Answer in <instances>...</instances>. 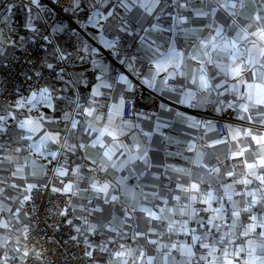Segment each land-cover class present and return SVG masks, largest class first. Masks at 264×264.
<instances>
[{"label":"crops","instance_id":"0c3cea01","mask_svg":"<svg viewBox=\"0 0 264 264\" xmlns=\"http://www.w3.org/2000/svg\"><path fill=\"white\" fill-rule=\"evenodd\" d=\"M16 6L0 3V62L8 55L1 49L7 32L24 23L25 11ZM68 14L76 26L53 27V48L72 58L92 53L100 72L73 73L56 84L64 109L49 101L36 110L32 99L27 110L0 111V225H7L0 227V264H18L36 250L20 208L29 189L43 182V153L61 145L66 166L57 189L70 200L75 237L96 264H187L189 247L199 257L207 254L193 235L215 246V264L224 250L233 264L253 258L262 264L264 238L243 236L254 222L241 209L248 192L264 197V185L238 182L250 179L247 163L264 154L252 139L264 136L255 129L264 126V108L248 98V84L261 81L248 72L240 79L227 73L234 60L260 59L253 46L264 43L253 33L264 29V0H71ZM121 37L132 45L119 44ZM14 44L8 43L10 51ZM140 87L162 99L123 118L124 100ZM207 102L217 112L234 111L224 137L187 110L200 111ZM25 121L33 122L32 131L20 127ZM251 215L264 220V200Z\"/></svg>","mask_w":264,"mask_h":264},{"label":"built area","instance_id":"2783aa9c","mask_svg":"<svg viewBox=\"0 0 264 264\" xmlns=\"http://www.w3.org/2000/svg\"><path fill=\"white\" fill-rule=\"evenodd\" d=\"M20 9L31 13L34 33L23 43H16L10 53L0 62V111L27 110V104L37 99L35 109H41L51 101L52 106L64 109L65 101L59 100L56 84L73 73L99 74L94 67L92 53H80L77 58L66 56L57 47L53 48V27L65 28L76 23L68 14L71 0H14ZM118 43L131 46L128 37H121ZM74 48V47H73ZM52 65L51 68L48 66ZM165 84L174 85V80ZM45 89L47 91H45ZM242 90V89H241ZM162 98L155 92L140 87L123 102L122 117L130 119L145 111L154 101ZM182 108V107H179ZM197 115L200 123L215 125L218 137L227 134V124L233 119L234 111L226 109L217 112L207 102L200 111L192 106L188 109ZM80 120L82 117L72 112ZM67 130L69 125L62 124ZM264 135V126H255ZM205 146V141H199ZM43 182L31 187L27 199L20 208L27 222V235L35 241L36 250L22 258L18 264H96V256L87 245L75 237L70 220L74 213L70 200L57 189L65 170L66 159L63 146L43 153ZM94 203L91 202L92 206ZM192 264H206L198 255Z\"/></svg>","mask_w":264,"mask_h":264},{"label":"snow or ice","instance_id":"6c2138e0","mask_svg":"<svg viewBox=\"0 0 264 264\" xmlns=\"http://www.w3.org/2000/svg\"><path fill=\"white\" fill-rule=\"evenodd\" d=\"M145 7H147L145 5ZM235 7V5H233ZM257 19H261V17H257ZM253 35L258 36L259 40L264 43V29H261L259 32H254ZM247 37H245L246 39ZM253 50H257L259 52L260 59H257L255 56H249L247 59L246 64L244 62H241L240 64H236V61H233V66H230V71L227 73L228 75H231L235 79H240L242 77V74L244 72L250 73L249 79H258L261 81V83H249L248 84V98L250 101L253 102L254 106H259L260 108H264V63H261V60L264 59V48H259L257 45L254 44ZM252 50H250L251 52ZM49 68L52 67V65L48 66ZM204 87L207 89L208 85L207 82H204ZM45 91H47L45 89ZM253 93L255 94V98L253 99ZM244 112H248L249 108L248 105H245L243 108ZM91 115V112L88 113ZM2 119V117H0ZM32 121H25L20 125L21 128H26L28 125L32 124ZM73 127H75V124H73ZM29 131H32L33 129L28 127ZM103 134V133H102ZM111 135V133H108ZM245 135H251V133H246ZM47 139H54L53 137H47ZM252 139L255 141L257 145L261 146V153H264V136L256 137L252 136ZM247 151V150H245ZM244 152L241 151L238 153V156H243ZM247 177L243 180L238 181L239 183L247 186L253 183V181H258L260 185H264V172H257V169H264V154H261L259 156V159L255 160L254 162L247 163ZM60 175H64V172L59 173ZM191 190L194 192H198L199 188L196 184H193L191 186ZM67 192H71V186L67 189H65ZM260 192H264V188L259 189ZM247 196L250 197V199L246 200L245 203L247 204V207H244L241 209L243 212L249 213V219L253 221L254 223L248 224L243 232L244 237H249L252 234H257L259 237L264 238V231L257 233V228H264V220H258L257 216L251 215L252 208L260 204L262 200H264V197H261L260 199H257V193L256 192H248ZM27 199V197H25ZM195 199V197H193ZM212 199L211 193L208 194V198L204 201L206 204H210V201ZM229 200H231V197H228ZM234 217L240 216V211H234L232 213ZM156 218V217H153ZM209 223H212V220L209 221ZM0 227H7V225H0ZM193 242H200V247L207 250V254H201L199 259L206 262V264H215V261L212 259V257L215 254V246H211L201 240L200 236L193 235L192 237ZM221 243H224L223 240L220 241ZM248 254L250 257H254V253L256 252V247L254 246V242L252 240H248ZM173 248L176 247V245H172ZM261 249H264V243L260 245ZM241 252L244 251L243 248L240 249ZM184 254L189 258L187 261V264H192V258L195 256V254L192 252L191 247L186 249L184 251ZM27 255V253H25ZM232 254L229 253L227 250L223 251V259L221 257H216V260L220 261V264H233L232 259L229 257ZM246 264H255V259H250L246 262ZM264 264V262H262Z\"/></svg>","mask_w":264,"mask_h":264},{"label":"rangeland","instance_id":"374dc122","mask_svg":"<svg viewBox=\"0 0 264 264\" xmlns=\"http://www.w3.org/2000/svg\"><path fill=\"white\" fill-rule=\"evenodd\" d=\"M12 1V2H11ZM10 3L14 5L16 2L14 0H10ZM17 7V6H16ZM26 14L27 20L25 23H23L19 29H16V31L13 33V31L7 32V38H10V40H3L1 43V49L2 52H6L9 54L10 49L8 48V43H19L21 41H25L27 37L31 35V33H34V28L32 26V19L34 18L31 13L25 11L24 15Z\"/></svg>","mask_w":264,"mask_h":264},{"label":"trees","instance_id":"16d2710c","mask_svg":"<svg viewBox=\"0 0 264 264\" xmlns=\"http://www.w3.org/2000/svg\"><path fill=\"white\" fill-rule=\"evenodd\" d=\"M6 2V1H9V0H0V3L1 2ZM26 20H27V16H26V14L24 15V17H23V22L25 23L26 22Z\"/></svg>","mask_w":264,"mask_h":264}]
</instances>
